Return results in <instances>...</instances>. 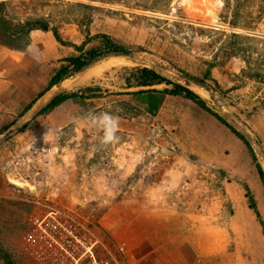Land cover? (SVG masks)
Listing matches in <instances>:
<instances>
[{"label":"rangeland","instance_id":"1","mask_svg":"<svg viewBox=\"0 0 264 264\" xmlns=\"http://www.w3.org/2000/svg\"><path fill=\"white\" fill-rule=\"evenodd\" d=\"M8 22L48 18L17 48L0 38V264H35L22 239L36 202L85 220L124 264H264V0H0ZM134 50L67 77L25 108L98 33ZM24 44V42H21ZM193 84L210 107L170 95L157 112L137 100V67ZM185 83L186 81L183 80ZM166 85H155L163 88ZM94 93L55 100L60 91ZM120 118L100 144L89 112ZM215 114L249 135L247 145ZM30 119L8 137L12 125Z\"/></svg>","mask_w":264,"mask_h":264},{"label":"trees","instance_id":"2","mask_svg":"<svg viewBox=\"0 0 264 264\" xmlns=\"http://www.w3.org/2000/svg\"><path fill=\"white\" fill-rule=\"evenodd\" d=\"M0 6H4V3L1 2ZM5 17L0 14V38L3 43L7 45L24 48L30 42V36L32 31L41 29L44 31H53L56 39L65 43L60 29L58 26L52 25L51 21L44 17H29L25 21L20 22H8ZM93 39H98L99 44L87 48L85 44L76 45L78 53L73 54L67 58V63L63 65L58 72L51 78L49 85L45 88L36 98L32 100L30 104H28L25 108V112L29 111L33 108L34 104L44 94H46L50 89H52L55 85L62 82L67 77L73 76L96 63L111 57V56H134V50L129 46L122 44L116 41L112 35L109 33H98L93 36ZM24 42V44H21ZM134 77L137 80V85L139 87H143V89H139L134 92L137 100L150 106L153 112H157L161 109L166 96L170 95H184L187 98L195 101L202 108L210 111V107L207 103V100L198 93L192 85H188L183 80H191L193 84L199 85L201 87H205L207 89L211 88V84L209 83L210 75L207 73L204 77L197 76L190 73H185L181 75L179 78H172L169 75L165 74L158 67H137L135 69ZM166 85L163 88H155V85ZM92 89H86L84 92H69V91H60L55 98L51 99L46 106L37 113V116L47 112L50 110L51 106L55 103V100L58 101H66V100H76V99H87L91 97L94 93H89ZM215 116L226 124L232 131L235 133L244 143L247 145L249 151L256 158V154L254 151L253 143L248 134L239 131L232 124L227 123L220 115L215 114ZM25 127L20 128L15 133L21 132ZM258 170L264 184V168L258 163ZM244 188L246 191V197L249 200L250 208L256 212L257 219L262 226L263 234H264V220L261 215V212L258 208L257 200L254 196V193L250 189L249 185L244 184Z\"/></svg>","mask_w":264,"mask_h":264},{"label":"built area","instance_id":"3","mask_svg":"<svg viewBox=\"0 0 264 264\" xmlns=\"http://www.w3.org/2000/svg\"><path fill=\"white\" fill-rule=\"evenodd\" d=\"M22 244L35 264H124L85 220L46 202H36Z\"/></svg>","mask_w":264,"mask_h":264},{"label":"clouds","instance_id":"4","mask_svg":"<svg viewBox=\"0 0 264 264\" xmlns=\"http://www.w3.org/2000/svg\"><path fill=\"white\" fill-rule=\"evenodd\" d=\"M83 120L90 126L100 130L102 135L99 138L100 144L107 146L117 143L120 139L118 132L120 128V118L118 115L108 111L96 113L89 112Z\"/></svg>","mask_w":264,"mask_h":264},{"label":"water","instance_id":"5","mask_svg":"<svg viewBox=\"0 0 264 264\" xmlns=\"http://www.w3.org/2000/svg\"><path fill=\"white\" fill-rule=\"evenodd\" d=\"M185 81H186V83H187L188 85H193V83H192L191 80L186 79ZM29 121H30V119H26V120H24V121H20V122H18V123H16V124L10 126V127L4 132V136H5V137H8V136L12 135L14 132H16L17 130H19V129L22 128L23 126H25L26 123H28Z\"/></svg>","mask_w":264,"mask_h":264}]
</instances>
